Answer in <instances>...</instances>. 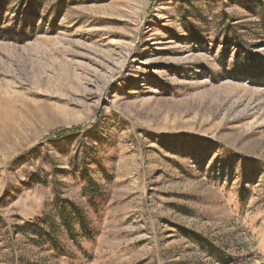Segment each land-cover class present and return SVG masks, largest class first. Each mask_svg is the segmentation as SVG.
Wrapping results in <instances>:
<instances>
[{
    "label": "rangeland",
    "instance_id": "obj_1",
    "mask_svg": "<svg viewBox=\"0 0 264 264\" xmlns=\"http://www.w3.org/2000/svg\"><path fill=\"white\" fill-rule=\"evenodd\" d=\"M42 3L0 0V264H264V0Z\"/></svg>",
    "mask_w": 264,
    "mask_h": 264
},
{
    "label": "trees",
    "instance_id": "obj_2",
    "mask_svg": "<svg viewBox=\"0 0 264 264\" xmlns=\"http://www.w3.org/2000/svg\"><path fill=\"white\" fill-rule=\"evenodd\" d=\"M38 5V6H37ZM32 6L37 7H44V3H42V0H32ZM33 14L38 16V13L36 11H33ZM81 132V128H72V129H65L61 133L56 134L55 140H62L63 138L67 137H79ZM94 132V131H89ZM88 137H90V133ZM52 137L47 138V140H50ZM89 182V191L90 193L87 194V191L85 189L84 194L86 196L94 197L99 194L98 191V185L88 177ZM245 192H248L246 189H243ZM95 198V197H94ZM57 214L60 219V227H64L68 237L76 243V231L75 226H78L80 231L82 232L83 237H89L92 236V230L89 227L87 218L84 215V211L81 206L76 205L70 201H63L61 200L58 202L57 206ZM46 226L50 233L46 231L44 228ZM56 223L53 219L48 218L47 216H43L41 218H38L35 222H28L24 224L20 229L24 233H33L36 236V240L40 241L43 245H50L52 249L57 252L58 254L62 255L64 254V247L58 242L56 239V236H54L56 232ZM191 241H196L199 243H202L203 248L207 249L206 251L209 252L211 256H216L224 261L227 260V256L222 255L221 251H219L216 247H214L209 241L204 240L203 237L200 235H192L190 234ZM63 256V255H62Z\"/></svg>",
    "mask_w": 264,
    "mask_h": 264
}]
</instances>
